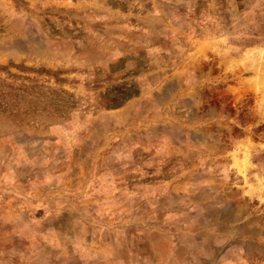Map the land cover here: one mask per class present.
<instances>
[{"label": "rangeland", "instance_id": "1", "mask_svg": "<svg viewBox=\"0 0 264 264\" xmlns=\"http://www.w3.org/2000/svg\"><path fill=\"white\" fill-rule=\"evenodd\" d=\"M0 264H264V0H0Z\"/></svg>", "mask_w": 264, "mask_h": 264}, {"label": "bare ground", "instance_id": "2", "mask_svg": "<svg viewBox=\"0 0 264 264\" xmlns=\"http://www.w3.org/2000/svg\"><path fill=\"white\" fill-rule=\"evenodd\" d=\"M239 163V162H238Z\"/></svg>", "mask_w": 264, "mask_h": 264}]
</instances>
